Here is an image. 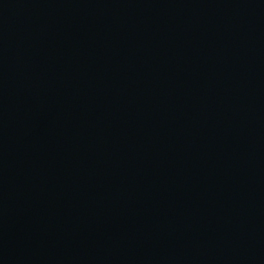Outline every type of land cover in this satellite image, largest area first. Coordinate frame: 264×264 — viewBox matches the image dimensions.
<instances>
[{"label":"water","instance_id":"water-1","mask_svg":"<svg viewBox=\"0 0 264 264\" xmlns=\"http://www.w3.org/2000/svg\"><path fill=\"white\" fill-rule=\"evenodd\" d=\"M0 264H264V0H0Z\"/></svg>","mask_w":264,"mask_h":264}]
</instances>
